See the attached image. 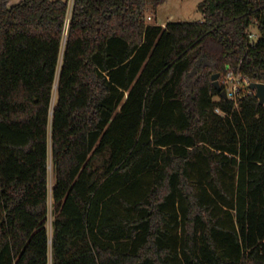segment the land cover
Listing matches in <instances>:
<instances>
[{
	"label": "trees",
	"instance_id": "1",
	"mask_svg": "<svg viewBox=\"0 0 264 264\" xmlns=\"http://www.w3.org/2000/svg\"><path fill=\"white\" fill-rule=\"evenodd\" d=\"M166 1L0 0V264H264V0Z\"/></svg>",
	"mask_w": 264,
	"mask_h": 264
},
{
	"label": "rangeland",
	"instance_id": "2",
	"mask_svg": "<svg viewBox=\"0 0 264 264\" xmlns=\"http://www.w3.org/2000/svg\"><path fill=\"white\" fill-rule=\"evenodd\" d=\"M22 0H8V6L12 7L20 3ZM203 0H167L165 3L160 5L157 10H153L150 8L147 12V16H152L153 20L150 23H157L159 25H165L168 22H197L203 20V13L199 10V4ZM74 0H69V12L68 18L71 15V9L73 6ZM254 36L256 37V31H252ZM66 34L63 40L62 51L60 55V66L61 67L65 44H66ZM220 81V78H219ZM57 88L58 82L54 88L53 99H52V110L57 103ZM50 158H49V213H48V221H47V229L52 239L54 233V221L56 217V204L53 198V187L55 185V175L53 170V162L51 156V131H50ZM49 264H53V250L50 246L49 251Z\"/></svg>",
	"mask_w": 264,
	"mask_h": 264
},
{
	"label": "built area",
	"instance_id": "3",
	"mask_svg": "<svg viewBox=\"0 0 264 264\" xmlns=\"http://www.w3.org/2000/svg\"><path fill=\"white\" fill-rule=\"evenodd\" d=\"M153 20L152 16L147 17V21L151 22ZM69 21V19H68ZM250 39H255L253 33L249 35ZM252 81L244 76L240 71L235 72L231 67H228L226 71L220 75V85L224 88L223 91L226 92L227 98L235 102V106L239 107L240 101L247 95L255 91L251 90L250 84ZM220 112V109H217Z\"/></svg>",
	"mask_w": 264,
	"mask_h": 264
},
{
	"label": "water",
	"instance_id": "4",
	"mask_svg": "<svg viewBox=\"0 0 264 264\" xmlns=\"http://www.w3.org/2000/svg\"><path fill=\"white\" fill-rule=\"evenodd\" d=\"M220 73H215L212 76L214 86L221 91V96L227 98L226 92L222 91V87L220 85ZM251 90L256 92V96L259 99L261 104H264V82H252L250 84Z\"/></svg>",
	"mask_w": 264,
	"mask_h": 264
},
{
	"label": "crops",
	"instance_id": "5",
	"mask_svg": "<svg viewBox=\"0 0 264 264\" xmlns=\"http://www.w3.org/2000/svg\"><path fill=\"white\" fill-rule=\"evenodd\" d=\"M166 25V24H165ZM164 24H163V26H165Z\"/></svg>",
	"mask_w": 264,
	"mask_h": 264
}]
</instances>
